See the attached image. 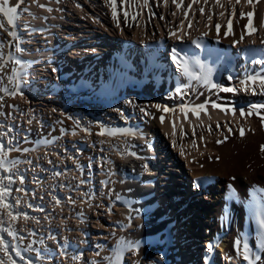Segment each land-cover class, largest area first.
<instances>
[{"label":"rangeland","instance_id":"obj_1","mask_svg":"<svg viewBox=\"0 0 264 264\" xmlns=\"http://www.w3.org/2000/svg\"><path fill=\"white\" fill-rule=\"evenodd\" d=\"M28 1L23 0L18 11L27 5ZM87 1V12L89 15H96L98 25L90 24L84 18L76 20L72 10L64 9L65 18L61 29L65 35L58 36V39L61 41V49L68 48L72 59H67V62L56 60L57 63L53 64L56 71L49 69L43 78L47 85L33 78L34 84L31 87L20 81L22 96L5 95L0 91V132L6 133L0 136V142H3L6 148L20 149L8 153V160H16L19 163L12 167L10 172L0 169V176L12 177L11 185L7 179L4 180V185L10 188L5 202L10 204L11 208H0V219L4 221L3 227L11 225L18 234L13 237L8 236L6 232H0V236H3L8 244L9 254L15 264H25L26 261H31L32 264H109L103 258L107 256L115 259L119 249H123L120 264H176L173 259L169 261L170 255L164 250L166 247H173L178 251L183 245L182 241L187 239L189 243L185 249L191 254L193 264H203L204 257L209 256V251L212 264H218L217 247L211 244L213 247L209 248L211 234L207 229V205H203L206 194L202 188H192L191 185L193 162L180 155L179 147H172L157 126L154 131L157 140L155 151L165 149L168 162L173 164L168 166L154 157L156 177L153 183H136L135 187L149 186L150 190L157 188L159 192L147 190L148 195L139 196L136 201L113 192L110 194L109 185L118 182L120 175L116 169L108 166L113 154L122 155L137 146L138 129L142 128L155 112L165 107L171 110V107L186 102L185 98L189 96L190 90L177 94L158 89L160 85L168 82L174 85L181 82L176 66L178 62L182 64L180 54L177 56L179 60L175 62L168 49L176 46L186 51L187 54H181V57L187 60V65L194 67H191L192 75L200 73L207 48L204 44L206 35L215 30L217 24L221 27L227 25L229 19L237 18L242 11L253 7L255 3H245L241 10V4H237L236 0H223L225 10L221 20L215 16L218 21L214 18L211 23L201 28V32L184 37L181 41L172 39L174 41L170 42L168 34L178 29L181 19L177 16L175 22H172L170 15L173 11L167 9L162 14L160 4L153 0H148V9L144 10L141 16H137L133 10L127 15V19L125 16L117 17L120 32L115 31L116 27L111 23L109 11L102 5L101 0ZM18 2L19 0H9V6H15ZM232 4L235 15H231ZM182 11L180 10L179 16L184 13ZM140 18L144 24L145 36L133 38L135 26ZM0 21H3L5 26L0 28V44H3L0 52L4 49L7 39L11 56L17 58L14 55L16 39L5 31V28L11 30L12 26L7 25V18L2 13ZM19 24L21 21L17 19L16 30L20 28ZM100 25L104 29H101ZM157 25H160L163 34H159ZM20 31H23L22 28ZM256 33L257 30L255 40L243 45L241 42L228 44L223 52L225 59L228 58V68L221 69L219 80L223 85L230 84L234 91L229 95L239 103L258 104L264 99V88L260 83L251 93H239L233 83L237 78L232 80L233 75L240 74L241 66L244 67L243 74L248 77L264 67V45L256 37ZM38 36L34 38L36 43L40 42L41 36ZM193 41H199L200 47ZM122 47L124 53L119 54L118 51ZM75 49L84 51L83 56L73 53ZM244 51L255 54H250L248 60L244 61ZM101 52L104 55H99ZM9 56L0 61V88L8 87L11 90L15 81L10 82L8 77L12 74L15 60ZM75 63H79L84 71H79V66ZM107 68L110 73L116 74L119 83L116 80L117 83L108 92L103 93L99 82L106 80ZM120 82L125 84L120 86ZM148 82L152 84L148 85ZM97 85L100 87L95 90ZM154 105H160L161 108L157 109ZM142 108L145 111H141ZM38 113H41L42 118L35 120ZM29 120L32 122L29 123ZM102 131L103 135L100 134ZM214 135L213 132L209 136L210 139L204 140L210 142ZM128 138L131 140L129 147L126 146ZM196 138L199 139L198 134ZM97 139L103 143L97 142ZM148 140L149 138L142 139L141 146ZM186 141H189L188 135L184 143ZM173 150L176 151V156ZM132 156L131 160L136 166L133 175L138 179L148 177L150 173L143 168L145 162L142 157ZM53 157L57 161H53ZM20 176L24 178L23 183L20 182ZM89 181H93L92 197L88 193ZM89 203L90 210L87 211L85 219H81L79 209ZM55 208L58 209L57 212H54ZM8 211H12L14 215L26 213L28 219L21 215L17 220L11 221L7 216ZM49 212H54L53 217L55 216L51 219L54 223L52 227L45 225L42 218ZM121 212H125L123 219L118 218ZM58 221L63 227L62 230L58 227ZM82 222L79 233L76 224ZM146 222H153L157 230L140 229ZM168 230L174 233L168 235ZM137 231H140L141 238L145 241L138 240L136 236V239L126 237L127 233L132 235ZM70 233L78 237H67ZM63 237H67L65 242ZM121 237L124 238L123 244H119ZM150 240L155 244H148ZM129 242L134 247L129 248ZM16 251L24 257L23 260L16 255ZM0 259H6L2 251Z\"/></svg>","mask_w":264,"mask_h":264},{"label":"bare ground","instance_id":"obj_2","mask_svg":"<svg viewBox=\"0 0 264 264\" xmlns=\"http://www.w3.org/2000/svg\"><path fill=\"white\" fill-rule=\"evenodd\" d=\"M153 2L160 4L162 14L167 9L173 11L170 15L172 22L178 17L181 19H179L178 29L175 31L172 30L168 34V41L172 39L178 41L184 37L191 36L211 23L210 21L214 20L215 16L218 20H221L224 17V15H220V13H224L225 10V3L223 0H219V5L217 4V0H196L195 3H193V0H177V3L181 4L179 8L176 7V4L173 3L172 0H153ZM87 3V0H36V2H34V0H29L27 5L18 11V19L21 21V24H19L18 27L22 28L23 31L16 30L18 39L15 40V45L19 43L25 51L23 53L16 52L14 45V55L23 61L20 65L14 64V68L19 72V76L23 75L19 80L25 82L27 87H31L34 84L33 78L35 81H41L46 86L47 82L43 81V78L47 75L49 69H56L53 67V64L57 63V61H62L64 58H67L68 60L72 59V54L67 51L69 49L66 47L61 49V41L58 39V36L65 35L64 31L61 29L63 19L65 18L63 13L65 12L64 9L72 10L75 14L76 20L84 18L90 24L98 25L96 15H89L87 12ZM101 3L107 7L110 14L109 18L111 23L116 27V32H120V27H117V17H124L125 13L128 15L133 10L137 13V16H141L142 12L147 10L149 6L148 0L147 4H145V0H115L117 16L114 19L112 14L113 10L109 7L107 0H101ZM245 3L247 4L246 0H240L241 10ZM254 3L253 7H249L242 12H253L251 27L254 28L255 31L257 30L256 37L260 40H264V0H258V2L257 0H254ZM189 4L192 5L191 8H188ZM39 5H44V7H40ZM220 5H223V7ZM25 8L28 10L24 11ZM49 8L51 11H48ZM201 8L204 9L203 13L200 12ZM230 8L232 10L234 5L232 4ZM180 10L184 11L181 16H179ZM209 16H211V20L208 19ZM194 19L196 20L194 21ZM247 24L248 17L246 15L241 17V15H239L232 20L233 34L225 35L228 24H224L225 26L220 27L219 36L215 29L208 33L204 38V44L207 47L205 60L201 72L194 76L202 77L207 73L208 69H211V82L218 87L213 88L211 87V84L203 83L202 79H193L183 71V68H178V73L181 78L180 84L178 83L177 85H174L172 82H168L160 85L158 89L162 91H170L171 93L176 92L177 94H182L183 91L187 92L190 90L189 96L185 98L186 102L180 106L171 107V111L165 112L161 110L155 112L152 118L148 117L149 119L146 120L144 126L138 129L139 138L137 140L139 143L136 144L137 146L130 150L128 147L131 145V140L128 138L126 140L128 143L126 146H128L127 148L129 149V152L122 155L115 152L116 154H113L110 165H107L109 168L116 169L117 174L120 175L118 182L109 185L111 187V190H109L110 194L113 192V194L116 193L123 195L135 201L139 196L144 197L145 195H148V191L150 190L149 186L136 188L135 184L149 181L151 185L156 177L153 160L154 152L157 147V140L154 136V131H156L155 126H157L158 129L162 131L165 138H167L169 144L172 147L177 145L179 147L178 152L180 155L186 160H188V158L191 159L193 162L194 169L191 171L190 177L192 181L191 185L192 188H202L206 194L203 205H207L205 209L209 224L207 229L211 234L209 244H214V246L217 247L216 255L218 257V264H247L242 255L237 254L234 245V242L237 239H241L242 243L244 240H247L253 253L260 255L261 257L258 264H264V249L260 248L261 231L257 223L258 215L264 214V152L261 151L260 147L261 145H264V125L261 123V116H264V108L253 107L264 105V99L258 104L239 103L231 99L232 96L222 90L224 85L221 80H219L221 69L224 67L228 68V58L225 59V54L223 53L226 46L231 43L233 44L235 41H240L242 33H244V39L241 41L242 45L255 40V31H253L251 35L247 34V29L245 28V25ZM143 25L142 18H140V21L135 26L133 38H142L145 36ZM189 25L191 26L189 27ZM156 27L159 34H161L162 31L160 25H157ZM100 28L104 29L102 25H100ZM171 33H175V35H171ZM38 35L41 36V38L40 42L36 43L34 38ZM177 37L180 38L177 39ZM7 43L8 40L6 39L4 42V49L0 52V61L6 60L8 55L11 54V51L9 50L10 46H8ZM157 43H159V41ZM173 48H175L177 53L180 54L179 59L183 64L185 60H183L181 54L184 56L187 52L173 46L168 49L171 57L173 55ZM83 52L84 51L81 49H75V51H73V53L79 56L82 55ZM118 52L119 54L124 53V48L122 47ZM250 54H255V52H243L244 61L248 60ZM99 55L104 54L101 52ZM179 59L177 58V60ZM191 63L193 64V61ZM75 64L79 66V71H84V68L80 66L79 63ZM187 67L188 73H191L192 75V66L187 65ZM239 69L240 74H238V76H232V80L237 78L235 81L233 80V83H235L234 85L238 88L239 93H242L243 91L251 93L257 89L260 83V78L264 77V67L251 75L257 77L254 82L249 80V77L243 74V66L239 67ZM116 77V74L110 73L107 68L106 80L99 82V85L103 87V93L108 92V90L117 83L116 80L118 81L119 78ZM242 81H247V84L245 85L241 83ZM120 83V86L125 84V82ZM151 84L152 82H148V85ZM99 85L95 87V90L100 87ZM213 103L220 107H213ZM198 105H204V109L201 110L199 114H194L191 111H188L187 113L181 111L184 107L192 108ZM241 110H243L245 115L242 116L240 114ZM249 111H252L253 114L248 115ZM41 113H38L39 115L35 117V120L42 118ZM257 113H260V115H257ZM161 116L164 117L163 123H161L160 120ZM217 124H219V127H217ZM173 125H175V129H173ZM209 126H211V132L208 130ZM228 128L232 129L231 133L228 131ZM241 128L245 133L243 137L239 134ZM135 131L137 130L135 129ZM213 132L215 137L211 139V141L209 140L210 142H206L204 138L210 139L209 136ZM197 134L199 139L196 138ZM187 135L189 141L184 143ZM224 136H227L228 139L221 144H217L216 141L223 140ZM201 137L203 139H201ZM144 138H149V140L146 141L144 146H141L143 145V141L141 140ZM96 141L101 142V144L103 143L100 139H97ZM193 142H195V146ZM208 150H211V152ZM125 151L126 150H124V152ZM132 153L142 157L145 162L143 168L150 173L148 177L138 179L133 175L136 166H134L131 160L133 157ZM216 157H219V159H216ZM52 159L53 161H57L55 157ZM91 182L93 181H89L88 185V193L90 197H92L93 193V184ZM229 184H231L236 190V196L231 199H226L229 192L227 187ZM150 191L157 193L160 190L153 188ZM245 200L247 201L246 203L243 202ZM226 206L227 210H225ZM90 207L91 203L80 207L79 212L81 214V219H85ZM57 210L58 209L55 208L54 212H57ZM54 212H49V214L42 216L45 225L52 227L54 223L51 219L55 217H53ZM57 215L59 216L60 213H57ZM124 215L125 212H121L118 214V218L123 219ZM59 221L57 222L59 226H57L62 230L63 227L60 225L61 223ZM82 224L83 222L81 224H76V227L79 229V227H82ZM155 228L156 226L153 222H146L140 226V229H145L146 231L157 230ZM78 232L80 233V229ZM139 232L132 233V235L127 233L126 237L128 239H133L136 236L138 240L142 241L143 239ZM167 233L168 235H172L174 232L168 230ZM63 234L65 233L63 232ZM81 234L83 233L81 232ZM81 236H79V238ZM67 237H78V235L70 233ZM67 237H63L64 242ZM147 243L150 245L155 244L152 240ZM182 243L183 245L178 248V251L173 247H166L164 251L167 255H170L168 258L169 261L170 259H173L176 264H193L191 254L185 249L188 248V246H186L189 243L188 239L187 241H182ZM211 261V254L209 251V256L204 257L203 264H212Z\"/></svg>","mask_w":264,"mask_h":264},{"label":"snow or ice","instance_id":"obj_3","mask_svg":"<svg viewBox=\"0 0 264 264\" xmlns=\"http://www.w3.org/2000/svg\"><path fill=\"white\" fill-rule=\"evenodd\" d=\"M34 2H36V0H34ZM173 3L176 4V7L179 8L181 6L180 3H177V0H172ZM196 0H193V3H195ZM246 2L249 5H253L254 4V0H246ZM258 2V0H257ZM23 3V0H19V2L15 5V6H9V0H0V13L3 14L4 17L7 18V25L12 26L11 30H9L8 28H5V31H8V34L13 37V39H18L17 36V31H16V25H15V21L18 19V9L20 7V4ZM107 3L109 5V7L112 8L113 10V18L115 19L117 16V12H116V3L115 0H107ZM236 3H240V0H236ZM145 4H147V0H145ZM217 4L219 5V0H217ZM40 7H44V5H39ZM79 6V5H78ZM221 7H223V5H220ZM192 5L189 4L188 8H191ZM28 9H24V11H27ZM48 11H51V9L49 8ZM200 12L203 13L204 9L201 8ZM221 16L224 15L223 12L220 13ZM232 15H235V9L233 8V12ZM241 17H244L245 15L248 17V24L245 25V28L247 29V34L251 35L253 31H255L254 28L251 27L252 24V16H253V12H248V13H244L241 12L240 13ZM125 19H127V13H125ZM209 20H211V16L208 17ZM191 25H189L190 27ZM4 23L3 21H0V28H4ZM117 27H119V23L117 22ZM216 31H217V35L219 36V31H220V27L221 25L217 24L216 26ZM232 33V20L229 19L228 20V28L227 31L225 32V35H231ZM171 35H175V33H171ZM180 37H177V39H179ZM244 39V33L241 34L240 37V41H235L234 43H239L241 41H243ZM193 43H195L197 45V47H200V43L199 41H193ZM261 43L264 44V40H261ZM3 47V44H0V48ZM15 50L16 52L19 53H23L25 51V49H23L19 43H17L15 45ZM172 59L174 61L177 60V56L179 55L176 51L175 48L172 49ZM10 59H14L15 60V64L20 65L23 63V61H21L18 58H14L11 56H9ZM197 63H199V61H197ZM177 67L178 68H183V71L190 75L191 78L193 79H197V80H203V83L205 84H211V87L216 88L218 87L216 84H213L211 82V69H208L207 73L200 77V76H192L191 73H188V67H187V61H185L183 64H180L179 62L177 63ZM201 67H203V65H201ZM53 71H56V69H53ZM19 76V72L17 71L16 68L12 69V74L8 77V80L10 82L15 81L14 87L10 90L8 87H3L0 88V91H2L5 95H11V96H16L17 94L19 95H23L22 91H20V80L18 79ZM251 81H255L257 79L256 76H251L248 78ZM241 83L243 84H247V81H242ZM260 85L262 88H264V77L260 78ZM225 92H231L234 91V89L232 88H223L222 89ZM179 91V89H178ZM213 107H220L219 105L213 103L212 105ZM154 107H156L157 109H160L161 106L160 105H154ZM254 108L259 107V108H264V105H259V106H253ZM204 109V105H198L192 108H187L184 107L181 109V111L187 113L188 111L193 112L194 114H199V112L201 110ZM119 111V110H118ZM141 111H145V109H141ZM163 111L167 112V111H171L168 108H164ZM242 116L245 115V113L243 112V110H241L240 113ZM252 111L248 112V115H252ZM257 115H260V113H257ZM161 123H163L164 121V117L161 116L160 117ZM32 121L29 120V123H31ZM261 123L262 125H264V116H261ZM217 127H219V124H217ZM173 129H175V125H173ZM209 132H211V126H209ZM228 131L231 133L232 129L228 128ZM101 135H103V131L100 133ZM240 136L243 137L244 136V130L241 128L240 132H239ZM6 135V133H2L0 132V136ZM201 139H203L201 137ZM228 139L227 136H224L223 140H217L216 143L217 144H221L224 141H226ZM45 143H47V141H45ZM175 143V142H173ZM194 146H195V142H193ZM150 147V145H149ZM261 151L264 152V145H261ZM12 150H16L19 151L20 149H11V148H6V146L3 144V142H0V169H3L5 172H10L12 167H14L17 163H19V161L16 160H8V153ZM24 151H28V149H24ZM132 155H135V153H132ZM216 159H219V157H216ZM77 167H80L79 165H77ZM57 175H59V173H57ZM7 179L9 185H11L12 183V177L11 176H0V208H4V209H9L11 208V205L5 202V197L9 195L10 192V188L4 185V180ZM20 182L23 183V176L19 177ZM83 182V181H81ZM229 192L228 195L226 197V199H231L233 197L236 196V190L233 188V186L231 184H229L228 186ZM17 191H22V189H17ZM53 199H56L55 197H53ZM71 199V198H69ZM19 202V201H17ZM57 203H59V200L56 201ZM74 202V201H73ZM225 210H227V206L225 208ZM23 216L24 219H28V216L26 213L24 214H20L17 213L16 215H14L12 213V211H8L7 212V216L9 217V219L11 221H15L17 220L20 216ZM257 223H258V227L260 228L261 231V244H260V248L264 249V214H260L257 217ZM4 221L2 219H0V232H6L8 236H17V231L11 226L9 225V227L5 228L3 227ZM124 243V238L121 237L119 244H123ZM119 244H118V248H119ZM234 245L236 247L237 250V254L238 255H242L243 259L247 262V264H258V262L260 261L261 257L260 255L254 254L252 248H250L249 243L247 240H244L243 243L241 241V239H237L234 242ZM241 245H242V251H241ZM128 247L132 248L134 247V245L131 244V242L128 243ZM213 247L211 244L209 245V248ZM13 250H15V248L13 247ZM0 251H2L4 253V256L6 257V259H0V264H15V261L13 260L12 256L9 254V246L6 243L5 239L3 236H0ZM122 251L123 249H119L116 252V256L115 259L111 258V257H104V260H107L109 262V264H120L121 261V256H122ZM16 255L20 256V252L16 251ZM37 255H39V253H37ZM97 255H99V253H97ZM20 258L23 260L24 257L20 256ZM25 264H32L31 261H26ZM95 264V262H94Z\"/></svg>","mask_w":264,"mask_h":264},{"label":"water","instance_id":"obj_4","mask_svg":"<svg viewBox=\"0 0 264 264\" xmlns=\"http://www.w3.org/2000/svg\"><path fill=\"white\" fill-rule=\"evenodd\" d=\"M15 25H16V21H15ZM18 30H20V28H17ZM158 50V49H157ZM64 60H66V62H67V59L66 58H64Z\"/></svg>","mask_w":264,"mask_h":264}]
</instances>
